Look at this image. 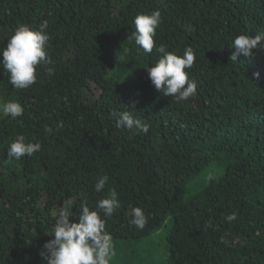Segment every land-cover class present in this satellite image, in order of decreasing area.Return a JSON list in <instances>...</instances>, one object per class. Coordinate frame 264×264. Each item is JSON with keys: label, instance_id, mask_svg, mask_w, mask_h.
I'll list each match as a JSON object with an SVG mask.
<instances>
[{"label": "trees", "instance_id": "obj_1", "mask_svg": "<svg viewBox=\"0 0 264 264\" xmlns=\"http://www.w3.org/2000/svg\"><path fill=\"white\" fill-rule=\"evenodd\" d=\"M155 10V45L194 49L188 101L154 87L146 68L160 54L132 36L136 15ZM45 21L51 64L37 66L34 84L14 88L0 65V103L24 108L0 114V264H45L60 206L71 203L78 222L82 205L113 188L114 240L165 228L167 255L153 264H264V49L230 59L236 36L264 32V0H0V49L19 25ZM123 111L148 133L118 127ZM17 135L40 151L9 158ZM134 207L147 216L143 229L129 223Z\"/></svg>", "mask_w": 264, "mask_h": 264}, {"label": "clouds", "instance_id": "obj_2", "mask_svg": "<svg viewBox=\"0 0 264 264\" xmlns=\"http://www.w3.org/2000/svg\"><path fill=\"white\" fill-rule=\"evenodd\" d=\"M162 23L159 10L138 13L134 18L135 31L132 36L136 45L146 53L153 48L160 54L159 59L146 68L154 87L165 96L174 97L177 102L188 101L195 96L197 84L190 79L189 72L196 59L194 49L186 47L183 55L169 51L165 45H155L156 29ZM47 22L38 27L27 24L19 25L7 40L6 47L0 49L2 59L0 65L9 73V83L16 89H24L37 80L36 68L40 64L50 65L51 58L47 54L49 34L46 31ZM231 47L235 49L230 59L235 62L238 55L251 57L254 50L264 49V32L255 35L240 34L235 37ZM51 75L52 68H48ZM259 79V72L254 74ZM24 108L18 101H7L0 104V114L15 119L23 115ZM118 127L129 130H139L145 134L149 125L142 123L131 112L118 113ZM45 134L53 132L51 127H45ZM39 142L26 141L24 135H17L7 148L9 158L20 160L24 156L31 157L40 151ZM211 181L213 177L209 175ZM108 176L101 175L94 187L96 192H103ZM73 205L64 203L55 214V225L52 229V239L45 242L42 256L45 264H110L115 256L114 243L111 234L106 230V220L120 208L117 191L110 189L108 194L99 199L94 208L84 204L81 206L78 222L71 221ZM237 213L232 212L225 217L227 222L234 221ZM130 224L143 229L147 224V216L141 207L131 209ZM211 227V224L208 225ZM224 242V241H222Z\"/></svg>", "mask_w": 264, "mask_h": 264}, {"label": "rangeland", "instance_id": "obj_3", "mask_svg": "<svg viewBox=\"0 0 264 264\" xmlns=\"http://www.w3.org/2000/svg\"><path fill=\"white\" fill-rule=\"evenodd\" d=\"M113 243L115 250L113 259L121 264H153L157 261L161 262L167 255L165 228L156 232L151 238H147L146 241L144 239L139 241L113 239Z\"/></svg>", "mask_w": 264, "mask_h": 264}]
</instances>
